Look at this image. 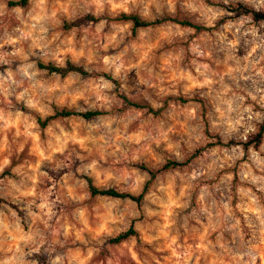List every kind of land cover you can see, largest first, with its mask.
<instances>
[{"label":"clouds","instance_id":"clouds-1","mask_svg":"<svg viewBox=\"0 0 264 264\" xmlns=\"http://www.w3.org/2000/svg\"><path fill=\"white\" fill-rule=\"evenodd\" d=\"M0 264H264V0H0Z\"/></svg>","mask_w":264,"mask_h":264}]
</instances>
